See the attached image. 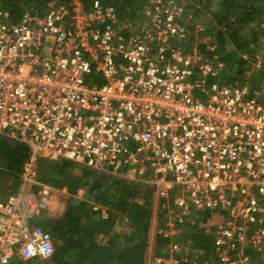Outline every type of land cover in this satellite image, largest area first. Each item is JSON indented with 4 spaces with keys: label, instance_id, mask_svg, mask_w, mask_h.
Segmentation results:
<instances>
[{
    "label": "built area",
    "instance_id": "built-area-1",
    "mask_svg": "<svg viewBox=\"0 0 264 264\" xmlns=\"http://www.w3.org/2000/svg\"><path fill=\"white\" fill-rule=\"evenodd\" d=\"M172 2L154 0L149 25L127 35L99 0L27 12L19 23L0 8V136L31 153L19 187L0 194V264L55 255L41 220L71 194L41 180V161L143 185L171 209L173 239L193 213L209 212L215 261L205 264H252L250 247L264 248V77L254 90L228 85L218 80L222 63L174 47L192 16ZM254 65L263 69L264 49ZM74 198L109 219L85 189ZM128 224L116 231L131 233ZM192 253L174 240L158 264H194Z\"/></svg>",
    "mask_w": 264,
    "mask_h": 264
},
{
    "label": "trees",
    "instance_id": "trees-1",
    "mask_svg": "<svg viewBox=\"0 0 264 264\" xmlns=\"http://www.w3.org/2000/svg\"><path fill=\"white\" fill-rule=\"evenodd\" d=\"M93 1L95 0H85L87 5ZM99 1L116 8L119 30L121 25L135 23L141 17L146 19L148 12H152L154 8V0ZM175 1L180 3L184 19L190 15L192 18L186 24L187 38L182 42L177 38L172 39L174 47H182L184 52L192 51L196 23L202 22L201 16L209 17L203 24L206 27L207 23L210 24L206 33L210 35V42L198 44L200 64L222 63L224 67L219 72L222 82L253 90L259 88L264 77V65L259 70L254 64L257 53L261 54L264 49V0ZM70 2L71 0H0V8L10 22L19 23L28 11L37 9L45 12ZM120 33L127 35L128 30H120ZM244 55L249 60L244 59ZM30 157V150L25 144L0 136V194L7 188L12 187V191H15L19 187L21 174ZM37 169L43 182L56 188L66 187L71 194L61 216L52 214L41 220V225L53 235L56 244L55 255L47 263L148 264L149 247L153 244L150 234L154 216L153 194L149 189L121 178L102 176L65 160L54 163L41 161ZM82 188L86 190V197L110 209L108 220H103L100 213L93 212L89 204L74 198ZM139 200L143 202H138ZM162 215L161 227L157 230L153 244V261L158 262L162 256H166L168 247L174 240L183 248L195 250L188 259L194 260L196 255L195 259L200 263L215 260L213 235L203 225L211 219L209 212L193 213L189 222L180 226L182 232L174 239L167 226L168 214L162 212ZM123 216L129 219L128 223L132 227L129 234L115 230L117 219ZM100 236L107 238L105 244L98 243L97 238ZM248 254L252 264H264L261 260L264 248L252 246Z\"/></svg>",
    "mask_w": 264,
    "mask_h": 264
},
{
    "label": "rangeland",
    "instance_id": "rangeland-1",
    "mask_svg": "<svg viewBox=\"0 0 264 264\" xmlns=\"http://www.w3.org/2000/svg\"><path fill=\"white\" fill-rule=\"evenodd\" d=\"M163 1H165V2H167V1H173V0H163ZM174 2V4H177V5H179V7L181 8V6H180V3L179 2H177V1H173ZM172 2V3H173ZM32 11H35V12H38V13H40V14H44L45 12H41V11H39V10H37V9H34V10H32ZM31 12V11H30ZM201 19H202V22L200 23V22H197L196 24H197V28H196V32H195V35H194V38H195V43L193 44V48H192V51H187L188 53H193V52H198L199 53V51H198V44H201L202 42H205V43H209L210 41H209V39H210V35H207L206 33L208 32L207 31V29L209 28V23H207V25H208V27H206L204 24H203V22H205L206 21V19H209V17L207 18H205L204 16H201ZM211 22V21H210ZM185 25L187 24V22H183ZM147 25H149V22H147V20L145 19V17H141L139 20H137L135 23H129V24H125V25H121L120 26V30L122 31L123 30V32H126V30H128V34H132L133 32L132 31H137L138 29H140L141 27H145V26H147ZM133 29V30H132ZM187 35H188V33H187ZM179 42H182V41H179ZM182 48V47H181ZM260 53H257V55L256 56H258ZM244 59H246V60H249V57L247 56V55H244ZM250 61H251V59H250ZM223 67H224V65H223ZM218 69H220V68H218ZM222 70H219L218 72H221ZM218 76H220V73L218 74ZM219 80H223V79H221L220 77H219ZM223 83H225L226 84V81H224ZM103 176V175H102ZM106 177H109V176H106ZM111 177V176H110ZM10 182H11V180H10ZM10 182H9V184H10ZM83 189V188H82ZM10 192H12V187H10V188H7L6 190H4V193H1L2 195H6V194H8V193H10ZM114 194V193H113ZM65 198H66V195L65 196H63V195H61L60 197H59V201L61 202V201H64L65 200ZM68 199L70 198L69 196L67 197ZM87 199L88 200H91L90 198H88L87 197ZM153 200H154V216H153V220H152V226H151V234H150V240H151V243H153L154 244V242H155V238H156V234H157V230H158V228H160L161 226H160V218H161V216L163 217V215H162V212L164 213L165 212V214H168V216L167 217H169L171 214H170V212H171V209H169L167 206H166V204L164 203V202H159L158 201V199H156V197L154 196V198H153ZM92 201V200H91ZM66 203V202H65ZM160 203H161V209H164V211L163 210H161L160 208H158V206H160ZM164 204V205H163ZM162 205L164 206V207H162ZM125 221V220H124ZM123 221V222H124ZM122 222V223H123ZM162 223V222H161ZM153 244L152 245H150V247H149V258H148V264H158V262H156V261H153V259H152V257H153V255H154V249H155V247L153 246ZM196 256V255H195ZM195 256H194V260H191V259H189V261H190V263H198L199 262V260H197V259H195ZM261 260L262 261H264V254H262L261 255ZM151 258V259H150ZM213 262L215 261L214 259L212 260ZM47 264H50V263H47Z\"/></svg>",
    "mask_w": 264,
    "mask_h": 264
},
{
    "label": "crops",
    "instance_id": "crops-1",
    "mask_svg": "<svg viewBox=\"0 0 264 264\" xmlns=\"http://www.w3.org/2000/svg\"><path fill=\"white\" fill-rule=\"evenodd\" d=\"M153 198H154V196H153ZM66 203H67V201H66ZM97 203H99V202H97ZM164 205V204H163ZM162 205V207H164ZM66 206L67 205H65V202H63V201H61V206H58V205H56V208H55V210H57L56 211V213H55V215H57V216H61L62 214H63V212H64V210L66 209ZM160 207H161V205H160ZM159 206H158V208H160ZM125 219H128L126 216H123V217H119L118 219H117V222H116V225H115V230H116V228L118 227V226H120V225H122V222L125 220ZM129 220V219H128ZM129 226H130V224H128ZM204 225V227H206V229L208 230V221H207V223H205V224H203ZM209 228H210V230L211 229H213V226L210 224V221H209ZM123 231V230H122ZM124 232V231H123ZM212 235H213V233H211ZM213 237V236H212ZM106 237H104V236H100L99 238H97V241H98V243H100L101 245L102 244H105V242H106ZM213 241L215 242V238L213 237ZM214 242H213V247H214ZM213 255H214V253H213ZM214 257H215V255H214ZM148 258H149V256H148ZM151 259V258H150ZM212 261V260H211ZM206 262H204V263H200V262H198V263H195V264H205Z\"/></svg>",
    "mask_w": 264,
    "mask_h": 264
},
{
    "label": "clouds",
    "instance_id": "clouds-1",
    "mask_svg": "<svg viewBox=\"0 0 264 264\" xmlns=\"http://www.w3.org/2000/svg\"><path fill=\"white\" fill-rule=\"evenodd\" d=\"M28 12H30V11H28ZM25 15V14H24ZM8 18V17H7ZM8 20H9V18H8ZM22 20V19H21ZM12 23V22H11ZM65 211V210H64Z\"/></svg>",
    "mask_w": 264,
    "mask_h": 264
}]
</instances>
